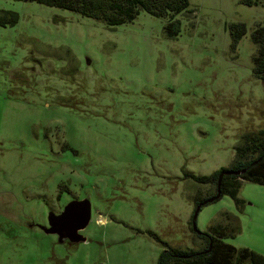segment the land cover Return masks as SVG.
<instances>
[{
	"label": "rangeland",
	"instance_id": "obj_1",
	"mask_svg": "<svg viewBox=\"0 0 264 264\" xmlns=\"http://www.w3.org/2000/svg\"><path fill=\"white\" fill-rule=\"evenodd\" d=\"M189 2L170 37L168 18L145 11L111 29L0 0L18 14L0 23V264H159L165 247L150 233L204 248L195 199L216 185L186 174L232 167L243 136L264 129L252 39L264 3ZM238 23L247 31L235 42ZM73 197L91 201L87 241L60 243L41 226ZM238 198L204 205L197 227L264 256V184L243 180Z\"/></svg>",
	"mask_w": 264,
	"mask_h": 264
},
{
	"label": "trees",
	"instance_id": "obj_2",
	"mask_svg": "<svg viewBox=\"0 0 264 264\" xmlns=\"http://www.w3.org/2000/svg\"><path fill=\"white\" fill-rule=\"evenodd\" d=\"M33 1L51 7H58L79 13L86 17L104 21L109 28L133 21L141 11L158 17H167L165 27L170 37L178 35L180 28L176 16L189 8V0H23ZM246 5H257L264 0H242ZM11 16V17H8ZM18 14L0 9V23L15 24ZM246 24L238 23L233 27V38L238 42L246 34ZM252 39L258 45V54L255 56L254 73L264 81V24L259 25L252 34ZM243 144L236 146V160L232 167L221 168L210 176H196L186 174L200 184H214L217 186L221 172L242 171V174H225L221 180L222 195H229L239 203L238 192L243 180L264 184V129L243 136ZM213 195L203 199H195V210L198 204ZM192 224V222H191ZM193 230V227H192ZM193 232H195L193 230ZM196 233V232H195ZM163 243L164 251L159 257V264H245L252 260L255 264H264V256L249 249L237 248L224 241L225 231L215 228L210 232L196 233L197 237L205 242L204 248L181 249L173 248L161 238L150 233Z\"/></svg>",
	"mask_w": 264,
	"mask_h": 264
},
{
	"label": "water",
	"instance_id": "obj_3",
	"mask_svg": "<svg viewBox=\"0 0 264 264\" xmlns=\"http://www.w3.org/2000/svg\"><path fill=\"white\" fill-rule=\"evenodd\" d=\"M242 171H223L220 174L217 193L214 196L209 197L205 201L197 205L192 218L193 230L200 234L202 233L197 227V217L204 205L212 203L218 200L221 195V180L225 174H242ZM92 218V205L89 199H73L69 201L61 213L55 214L50 212L48 214V225L41 226V228L47 234H56L60 243L69 242L71 244H79L81 242H86L87 237L82 234Z\"/></svg>",
	"mask_w": 264,
	"mask_h": 264
},
{
	"label": "flooded vegetation",
	"instance_id": "obj_4",
	"mask_svg": "<svg viewBox=\"0 0 264 264\" xmlns=\"http://www.w3.org/2000/svg\"><path fill=\"white\" fill-rule=\"evenodd\" d=\"M59 198H60V196H59ZM73 199H77V198L73 197V198L70 199V201L73 200ZM68 202H69V201H68ZM68 202H67V203H68ZM67 203H66V204H67ZM66 204H64L62 207H61V206H58V208H54L53 206H51L50 209H49V213H50V212L55 213V214H59V213H61V212L63 211V209H64V206H65Z\"/></svg>",
	"mask_w": 264,
	"mask_h": 264
}]
</instances>
